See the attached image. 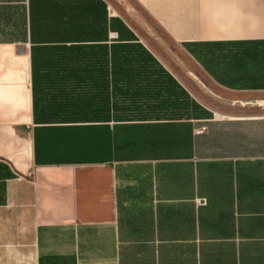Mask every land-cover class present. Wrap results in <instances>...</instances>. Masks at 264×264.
Here are the masks:
<instances>
[{"label": "crops", "instance_id": "obj_1", "mask_svg": "<svg viewBox=\"0 0 264 264\" xmlns=\"http://www.w3.org/2000/svg\"><path fill=\"white\" fill-rule=\"evenodd\" d=\"M263 103L264 0H0V264H264Z\"/></svg>", "mask_w": 264, "mask_h": 264}, {"label": "built area", "instance_id": "obj_2", "mask_svg": "<svg viewBox=\"0 0 264 264\" xmlns=\"http://www.w3.org/2000/svg\"><path fill=\"white\" fill-rule=\"evenodd\" d=\"M117 37V35L116 34H113V38H116Z\"/></svg>", "mask_w": 264, "mask_h": 264}, {"label": "bare ground", "instance_id": "obj_3", "mask_svg": "<svg viewBox=\"0 0 264 264\" xmlns=\"http://www.w3.org/2000/svg\"><path fill=\"white\" fill-rule=\"evenodd\" d=\"M258 105H260V103H257Z\"/></svg>", "mask_w": 264, "mask_h": 264}, {"label": "rangeland", "instance_id": "obj_4", "mask_svg": "<svg viewBox=\"0 0 264 264\" xmlns=\"http://www.w3.org/2000/svg\"><path fill=\"white\" fill-rule=\"evenodd\" d=\"M264 104V103H263Z\"/></svg>", "mask_w": 264, "mask_h": 264}]
</instances>
